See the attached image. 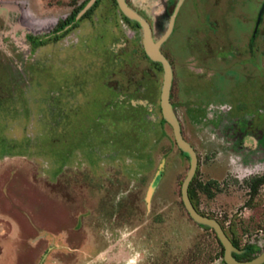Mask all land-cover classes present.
Returning <instances> with one entry per match:
<instances>
[{
    "label": "rangeland",
    "instance_id": "374dc122",
    "mask_svg": "<svg viewBox=\"0 0 264 264\" xmlns=\"http://www.w3.org/2000/svg\"><path fill=\"white\" fill-rule=\"evenodd\" d=\"M84 1L0 0V264H224L213 232L180 202L188 159L161 120V68L139 58L140 31L113 0H99L57 41L24 39ZM176 1L126 0L154 40ZM262 1L184 0L160 48L197 157L194 206L253 256L264 247V134L218 103L253 110L264 100V11L253 65L245 44Z\"/></svg>",
    "mask_w": 264,
    "mask_h": 264
},
{
    "label": "water",
    "instance_id": "95a60500",
    "mask_svg": "<svg viewBox=\"0 0 264 264\" xmlns=\"http://www.w3.org/2000/svg\"><path fill=\"white\" fill-rule=\"evenodd\" d=\"M96 0H88L82 9L77 13L75 19L82 16L95 2ZM182 0H178L172 16L169 19V23L165 32L154 41L151 37L150 28L145 19L140 16L134 9H132L125 0H114L119 13L128 21L136 22L141 33V47L146 58L153 63H158L161 68V84L159 89V112L163 122L169 126L171 135L176 148L186 155L188 159V168L182 179L179 187V198L181 205L188 216V218L197 226L204 227L211 230L222 248V262L224 264H263L264 263V247L262 250L248 261H236L232 254H241L243 250L238 249L232 245L229 238L224 233L221 225L213 218L200 214L192 205L188 197V186L191 182L196 168L197 157L193 148L188 142H186L180 131V125L178 119L169 102L170 85L172 78V70L170 64L166 58L160 52L161 44L166 40L170 31L173 17L177 11L178 6ZM264 6V3L263 5ZM147 194L146 201L149 197ZM43 256L38 264H42L44 260Z\"/></svg>",
    "mask_w": 264,
    "mask_h": 264
},
{
    "label": "flooded vegetation",
    "instance_id": "af4514ba",
    "mask_svg": "<svg viewBox=\"0 0 264 264\" xmlns=\"http://www.w3.org/2000/svg\"><path fill=\"white\" fill-rule=\"evenodd\" d=\"M88 0H86L84 3H83V5H82V7L85 5V3L87 2ZM126 1V0H125ZM183 1L184 0H182L181 1V3H180V5L178 6V8H177V11H176V13H175V15H174V17H173V20H172V25H171V31H170V33H169V35H168V37L166 38V40L161 44V46L170 38V36L173 34V32H174V29H175V19H176V17H177V14H178V11H179V9H180V6L182 5V3H183ZM248 2H249V0H247ZM98 2H99V0H96L95 2H94V4L82 15V16H80L78 19H75V17H76V15H77V13L82 9V7L77 11V12H74L75 11V9L74 10H72L71 11V13L69 14V15H67L66 17H64L60 22H56L55 23V25L51 28L52 30L50 31V32H48L47 34H45V35H42V36H39V37H34V36H31L30 34H34V33H31V32H29V34L28 33H26L25 35H24V39L29 43V45L30 46H32V47H37V46H42V45H44L45 43L44 42H47V41H57L58 40V38L59 37H61L62 35H63V33L66 31V30H68V29H70V28H72L73 26L75 27V25H76V23L80 20V19H84V18H86L90 13H91V11L97 6V4H98ZM113 2H114V0H113ZM177 2H178V0L175 2V5H174V7H173V9H172V11H171V13H170V15H169V17L167 18V20H166V25H165V28H164V31L162 32V34L165 32V30L167 29V26H168V23H169V19H170V17L172 16V14H173V12H174V9H175V7H176V4H177ZM127 3V2H126ZM211 3H212V5L213 6H215L216 4H217V0H211ZM263 3H264V0L261 2V4H260V7H259V9H258V11H257V13H256V15H255V17H254V19H253V21H252V26H251V33H250V35H249V38L247 39V41H245V44H246V47H247V50H248V53H250V54H248V55H250L249 56V61H250V63L253 65V61H252V56H253V42H254V38H255V36H256V33H257V31H258V26H259V22H260V19H261V15H262V13H263V11H264V6H262L263 5ZM114 4H115V2H114ZM128 4V3H127ZM115 6H116V4H115ZM129 6V5H128ZM117 8V7H116ZM118 10V9H117ZM73 12H74V15L71 17V15L73 14ZM119 12V11H118ZM137 12V11H136ZM138 13V12H137ZM120 14V13H119ZM139 14V13H138ZM140 16H142L141 14H139ZM71 17V18H70ZM120 17H121V21L127 26V27H129V28H132V29H138L139 31H140V29H139V27H138V25H137V27H133V26H131L130 24H128V23H126L125 22V18L120 14ZM143 17V16H142ZM124 18V19H123ZM144 18V17H143ZM206 18V20H207V22L209 23V26L210 27H213V21H211L210 20V18H208V17H205ZM145 19V18H144ZM127 20V19H126ZM209 20L211 21V22H209ZM128 21V20H127ZM145 21L147 22V20L145 19ZM130 22V21H129ZM147 24H148V26H149V28H150V25H149V23L147 22ZM210 31H212V32H214V27L212 28V29H210ZM150 32H151V28H150ZM161 34V35H162ZM160 35V36H161ZM159 36V37H160ZM151 37H152V35H151ZM158 37V38H159ZM157 38V39H158ZM153 39V38H152ZM156 39V40H157ZM154 40V39H153ZM156 40H154V41H156ZM38 41H40L39 43L40 44H35L36 42H38ZM44 43V44H43ZM244 44V45H245ZM114 47H115V49L117 50L116 52H117V54L119 53V54H122V53H124V52H126V45H125V43L124 44H115V45H113ZM161 46H160V48H161ZM140 49H141V51H140V57L139 58H141L142 60H145V61H147V63H149L150 65H153V66H156V67H159L160 68V65L158 64V63H153V62H150L147 58H146V56L144 55V53H143V50H142V47H141V33H140ZM160 52H161V50H160ZM134 54H135V52H134ZM161 54H162V52H161ZM163 55V54H162ZM144 56H145V58H144ZM164 56V55H163ZM165 57V56H164ZM166 58V57H165ZM166 60L168 61V59L166 58ZM168 63H169V61H168ZM170 64V63H169ZM171 67V66H170ZM172 70V69H171ZM172 79V78H171ZM115 92H120V91H122V90H120V89H115L114 90ZM125 91V90H124ZM169 102H170V97H169ZM171 104V103H170ZM219 104V108L222 110V106L224 105V104H226V105H228V110H231V112L234 114V115H236V118L238 117V115L239 114H241L243 111L245 112V115L248 117V118H251L250 119V121H247L245 124H247V127H246V129H248V130H250V132H252V133H254V131L255 130H257L256 132H258V134H264V100H263V102H262V104L261 105H259L258 106V108L257 109H251V110H249V109H247V108H245V104H243V103H241V102H232V103H218ZM171 107H172V105H171ZM172 109H173V107H172ZM174 111V110H173ZM175 113V112H174ZM176 115V114H175ZM177 117V116H176ZM178 119V118H177ZM162 120V119H161ZM163 121V120H162ZM179 122V121H178ZM180 125V124H179ZM180 131H181V129H180ZM235 133H237V132H235ZM181 135H182V133H181ZM183 137V136H182ZM261 137H264V135H259L257 138L259 139V138H261ZM184 139V138H183ZM251 139H253V138H251ZM257 145H258V141H254V139H253V141H252V146H251V150H255L256 148H257ZM194 150V149H193ZM180 152V151H179ZM256 153H260V155H264V150L263 151H256ZM180 154L182 155L183 153L182 152H180ZM182 156H184V157H186V155L185 154H183ZM248 157L250 158V157H252L251 155H248ZM187 158V157H186ZM264 175V173L262 174V176ZM190 184V183H189ZM196 209V208H195ZM199 227V226H198ZM222 227V226H221ZM200 228H202V227H200ZM223 229V228H222ZM224 231V230H223ZM224 233H225V231H224ZM226 234V233H225ZM226 236H227V234H226ZM228 237V236H227ZM229 238V237H228ZM230 240V239H229ZM221 247V246H220ZM222 249V248H221ZM238 249H240V248H238ZM233 255L234 254H232V257H233ZM257 255V254H256ZM255 256V255H254ZM252 254H251V258L250 259H252L253 257H254ZM222 258V257H221ZM234 258V257H233ZM235 259V258H234ZM250 259H248V260H250ZM222 260V259H221ZM236 261H248V260H237V259H235Z\"/></svg>",
    "mask_w": 264,
    "mask_h": 264
},
{
    "label": "trees",
    "instance_id": "16d2710c",
    "mask_svg": "<svg viewBox=\"0 0 264 264\" xmlns=\"http://www.w3.org/2000/svg\"><path fill=\"white\" fill-rule=\"evenodd\" d=\"M85 1H86V0H85ZM85 1H84V2H85ZM84 2H83V3H84ZM83 3H82L81 5H79V6L75 9L74 12H77V11L82 7ZM74 12H73V14L71 15V17L74 15ZM71 17H70V18H71ZM123 19H124V18H123ZM124 20H125L126 23L130 24L131 26H133V27H137V23H136V22H129V21H127L126 19H124ZM39 42H40V41L36 42L35 44H36V45H37V44H40ZM144 58H145V56H144ZM162 122H163V121H162ZM182 155H183V154H182ZM189 185H190V184H189ZM188 197H189V199H190V201H191L193 207L195 208L194 203H193V197H192L191 192H190V190H189V186H188ZM202 228H204V227H202ZM204 229H207V228H204ZM229 239H230V238H229ZM230 242L232 243V245H233L234 247L239 248V247H238V244H237L235 241H233V240L230 239ZM240 249L243 250V252H242L241 254H239V255L234 254L233 257H234L235 259H237V260H248V259L251 258V254H252V252H253V247H252L251 244H246V245L242 246Z\"/></svg>",
    "mask_w": 264,
    "mask_h": 264
}]
</instances>
